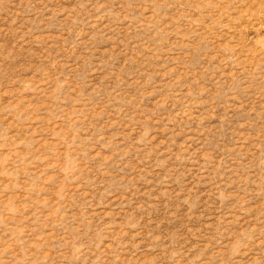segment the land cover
Instances as JSON below:
<instances>
[{"label":"rangeland","instance_id":"rangeland-1","mask_svg":"<svg viewBox=\"0 0 264 264\" xmlns=\"http://www.w3.org/2000/svg\"><path fill=\"white\" fill-rule=\"evenodd\" d=\"M0 264H264V0H0Z\"/></svg>","mask_w":264,"mask_h":264}]
</instances>
